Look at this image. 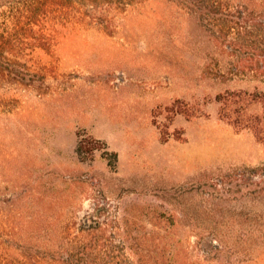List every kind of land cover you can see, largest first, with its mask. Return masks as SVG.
I'll return each mask as SVG.
<instances>
[{
    "label": "rangeland",
    "instance_id": "rangeland-1",
    "mask_svg": "<svg viewBox=\"0 0 264 264\" xmlns=\"http://www.w3.org/2000/svg\"><path fill=\"white\" fill-rule=\"evenodd\" d=\"M136 1L94 22L84 0H0V70L8 62L40 76L25 85L0 73L1 228L25 233L42 209L46 230L24 236L50 243L48 256L1 262L139 264L122 241L127 224L175 228L168 241L186 264H264L262 174L243 175L264 167V145L223 119L215 98L238 84L205 77L195 21ZM23 167L28 183L13 188Z\"/></svg>",
    "mask_w": 264,
    "mask_h": 264
},
{
    "label": "trees",
    "instance_id": "trees-1",
    "mask_svg": "<svg viewBox=\"0 0 264 264\" xmlns=\"http://www.w3.org/2000/svg\"><path fill=\"white\" fill-rule=\"evenodd\" d=\"M48 1L52 6L64 8L67 6V0ZM145 1L147 0H137L136 2L140 4ZM154 1L158 4L166 5L169 10L172 8L170 6L175 7L182 13L184 20L195 21V29L203 32L204 36L206 35L207 44L205 45L208 46L206 55L208 54V69L210 73L208 76H205V74L204 76L215 83L238 84V87L227 86L215 95L216 100L221 103L220 112L222 118L235 126L249 128L256 139L264 145V0ZM84 2L93 9L90 17L91 21L94 22L102 20L101 13L109 12L121 4V0H84ZM38 6L41 7L42 3H39ZM129 18L131 17H127L130 22ZM163 42L166 43L164 40ZM0 73L2 78H10L25 85H31L35 79L40 78L38 73L24 67L15 70L8 62L1 64ZM256 103L260 104L261 111L259 113H249V107ZM28 171H30L29 167H23L22 171L18 173V177L14 180L13 188L23 187L24 182L28 183L26 179H22ZM255 172L262 174L261 181L258 184V191L264 194V167L255 170L251 169L250 172L248 170L244 171L243 175L247 176L248 173L251 176ZM37 180V178L34 179V181ZM62 182L67 185L68 180L62 177ZM34 188L35 186H32V189ZM45 194L46 189L43 190L42 197H40L42 203L47 199ZM28 195L29 193L24 190L18 192L10 201L15 203L16 199H20L21 196L27 197ZM30 197L28 200L31 204H34V201H38L37 199L39 198L37 196L33 197V195ZM28 206L30 208V205ZM20 211L18 215L22 216L23 212L22 210ZM38 211H36L37 214L28 215L29 218L24 221V225L27 227L25 233L20 227L5 229V226H3L1 228L0 199V231L2 230L10 238L9 243L7 242L5 247L0 242V264H11L10 262H1V253L19 252L30 259L50 254V243L33 241L29 237L40 230H46V228H41V225H39L40 217L44 219L46 214H41L42 209H40L39 213ZM176 231L175 228L159 227L150 229L146 233H140L133 231L132 227L126 224L121 237L122 241L127 243L130 250L137 257L139 264H186L184 260L179 258V252L173 247L172 242L168 241L170 239L169 236L172 233H176ZM25 234H29V236H24ZM14 237L18 238L14 239Z\"/></svg>",
    "mask_w": 264,
    "mask_h": 264
}]
</instances>
